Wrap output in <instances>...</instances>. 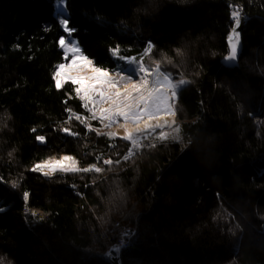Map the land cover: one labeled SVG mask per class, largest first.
I'll list each match as a JSON object with an SVG mask.
<instances>
[{"label": "trees", "instance_id": "obj_1", "mask_svg": "<svg viewBox=\"0 0 264 264\" xmlns=\"http://www.w3.org/2000/svg\"><path fill=\"white\" fill-rule=\"evenodd\" d=\"M55 1L0 0L3 264H114L106 253L126 231L121 264H264V0H66L73 38L95 66L115 73L142 57L190 81L175 102L179 139L144 140L128 160L129 142L88 132L65 111L90 116L70 82L54 86L67 35ZM233 11L247 20L240 62L228 67ZM62 154L105 170L31 171Z\"/></svg>", "mask_w": 264, "mask_h": 264}, {"label": "snow or ice", "instance_id": "obj_2", "mask_svg": "<svg viewBox=\"0 0 264 264\" xmlns=\"http://www.w3.org/2000/svg\"><path fill=\"white\" fill-rule=\"evenodd\" d=\"M60 4V0H57ZM56 16L59 18V23L63 27V32L67 34V39L61 35L58 39L59 47L63 50V60L55 66L54 86L57 90L63 89L66 83L74 86L73 91L76 97L83 102L82 107L90 113L88 118L81 117L72 112V109L66 108L65 111L70 113L80 124L84 125L88 132L95 131L98 136H105L109 139L118 137L117 133L102 132L100 129L92 128L88 123V119L99 121L104 128H111L120 120H123L126 126L129 122L139 125L142 121L144 127L137 126L134 130H128L125 127V134L120 139L129 142L130 147L127 153L123 156L124 160L130 159L135 155L134 150H139L143 147V141L160 129L158 139H168V135L162 131L165 127L172 128L173 131L179 133V128L174 127L175 121L171 122L163 119L165 116L176 115L175 102L178 99L179 93L183 87L190 83L184 78L183 73H179L176 77L166 68L161 67V62H154V66H145L143 58L136 60L130 58L127 60V65L130 68L127 77L120 76L119 71H124L117 65L119 71L117 77L109 75L101 67L94 64L93 59L85 55L81 46L73 42V33L76 31L69 26V18H67V11L63 7H57ZM231 19L234 20V26L231 27V35L227 37L230 45V52L224 57L227 62H235L238 60V46L241 44V33L238 29L242 25V17L240 11H233ZM244 20L247 19L245 16ZM154 45L151 41L147 42L145 54L152 51ZM177 55H181V50L176 49ZM71 55L70 62L68 55ZM114 54L120 60H124L123 56H119V49H114ZM166 59V58H165ZM171 64V60H167ZM176 67V65H173ZM134 76L139 77V81L133 79ZM121 82L124 86L121 87ZM67 103V101H65ZM104 105H107L105 107ZM162 120V122H161ZM151 121H156L152 123ZM64 133L69 135H78L71 132L69 128L61 129ZM31 131L36 132L33 128ZM35 139L42 144L45 143L44 135H37ZM175 139H179L176 136ZM111 147V145H110ZM97 160L102 157L98 156ZM103 164L107 166L119 165L120 159L112 160L103 159ZM105 169L98 167L95 163L89 167L81 168L78 166V161L72 156H62L60 159L50 158L42 163L35 164L31 171L39 172L45 177H51L57 172L61 173H102ZM15 186V185H14ZM88 187V185H85ZM123 194L121 193V196ZM22 200L27 208L29 200V193L25 191L22 195ZM35 216V212L32 213ZM134 233L125 232L122 234L120 242L109 250L106 255L111 257L113 254H118L121 248L126 247L131 240ZM2 259V258H0Z\"/></svg>", "mask_w": 264, "mask_h": 264}, {"label": "bare ground", "instance_id": "obj_3", "mask_svg": "<svg viewBox=\"0 0 264 264\" xmlns=\"http://www.w3.org/2000/svg\"><path fill=\"white\" fill-rule=\"evenodd\" d=\"M246 20H247V19H246ZM90 59H92V58H90ZM145 66H146V65H145ZM146 67H147V66H146ZM124 69H125L124 71H119V75H120V76H125V77H127L128 72L130 71V68L127 66V67L124 68ZM105 71H107V70H105ZM107 72L109 73V75L118 78V76H117V72H118V71L115 72V73H112V72H109V71H107ZM133 79L136 80L137 82L139 81V77H138V76H134ZM120 86H121V87L124 86L123 82H121V85H120ZM175 109H176V108H175ZM163 119H167V120L170 121V122H171L172 120H174V121H175V125H177V123H178L177 112H176V115H175L174 117H172V116H165V117H162V120H163ZM162 120H161V122H162ZM151 122H152V123H156V121H151ZM144 123H145V122L142 121L139 125H135V124H132L131 122H129V123L125 126L123 120H120L117 124H115L114 126L111 127V132H113V133H117L119 137H123V135L125 134V127H127L128 130H134L137 126L143 128V127H144ZM175 125H174V126H175ZM168 129H169L168 127H165V128L162 129V130H168ZM159 130H160V129H158L157 131H159ZM157 131H156V132H157ZM160 131H161V130H160ZM153 134H154V133H153ZM153 134H151V135L149 136V138L146 139V140L151 139V137H152ZM65 155L70 156L69 154H63L62 156H65ZM114 161H115V160H114Z\"/></svg>", "mask_w": 264, "mask_h": 264}, {"label": "rangeland", "instance_id": "obj_4", "mask_svg": "<svg viewBox=\"0 0 264 264\" xmlns=\"http://www.w3.org/2000/svg\"><path fill=\"white\" fill-rule=\"evenodd\" d=\"M63 7V8H65L66 9V11H67V8H66V0H60V4L58 5L57 4V0L55 1V15H56V9H57V7ZM65 37V39H67V35L66 36H64ZM73 42H75L76 43V41H75V39L73 38ZM70 60H71V55L69 54L68 55V60L66 61V62H70ZM105 107H107V105H104ZM178 118V117H177ZM178 121H179V119H178ZM174 127H178L179 128V133H177V132H175V131H173V129L172 128H169L168 130H162L163 132H165L167 135H168V139L169 138H173V139H175V137L176 136H180V123L178 122L177 123V125H175ZM98 129H100V131H102V132H111V128H104L103 126H101V127H98ZM159 133H160V130L159 131H157V132H155L153 135H152V137L151 138H157L158 136H159ZM117 138H119L120 139V137L118 136ZM121 140H123V139H121ZM124 141V140H123ZM127 142V141H126ZM63 155V154H62ZM62 155H60V156H50V157H48V158H46V159H44V160H42V161H39L38 163H42V162H44V161H46V160H48V159H50V158H55V159H60L61 157H62ZM70 156H72V157H74L75 159H76V157L75 156H73V155H71V154H69ZM77 160V159H76ZM38 163H36V164H38ZM92 165V164H91ZM90 166V165H89ZM88 166V167H89ZM33 212H35V214H37L38 213V211H36V210H34Z\"/></svg>", "mask_w": 264, "mask_h": 264}, {"label": "water", "instance_id": "obj_5", "mask_svg": "<svg viewBox=\"0 0 264 264\" xmlns=\"http://www.w3.org/2000/svg\"><path fill=\"white\" fill-rule=\"evenodd\" d=\"M246 15L244 13H242L241 17H242V25L241 27L238 29V31H240L241 33V44L240 46H238V60L235 61V62H227L224 60L223 58V64L228 66V67H236L238 66L239 62H240V59H241V56L243 54V51H244V44H243V31H244V26H245V23H246V20H244L243 18L245 17ZM229 52H230V45H229ZM229 54V53H228ZM113 260H114V264H121L119 259L115 256H113Z\"/></svg>", "mask_w": 264, "mask_h": 264}, {"label": "built area", "instance_id": "obj_6", "mask_svg": "<svg viewBox=\"0 0 264 264\" xmlns=\"http://www.w3.org/2000/svg\"><path fill=\"white\" fill-rule=\"evenodd\" d=\"M127 153V152H126ZM125 153V154H126ZM109 158H111V157H105V158H103V159H109ZM112 159V158H111ZM113 160V159H112ZM127 232V231H126ZM125 233V232H124ZM123 234V233H122ZM122 234L120 235V239L122 238ZM120 239H119V241L116 243V244H118L119 242H120ZM122 249L123 248H121V250H120V252L118 253V254H113L112 256H115V257H118L119 255H120V253L122 252Z\"/></svg>", "mask_w": 264, "mask_h": 264}, {"label": "clouds", "instance_id": "obj_7", "mask_svg": "<svg viewBox=\"0 0 264 264\" xmlns=\"http://www.w3.org/2000/svg\"><path fill=\"white\" fill-rule=\"evenodd\" d=\"M94 61V60H93ZM108 71V70H107ZM0 264H3V258L2 259H0Z\"/></svg>", "mask_w": 264, "mask_h": 264}]
</instances>
